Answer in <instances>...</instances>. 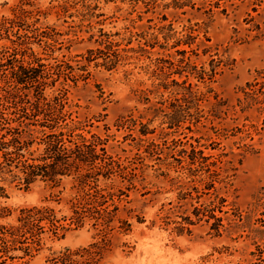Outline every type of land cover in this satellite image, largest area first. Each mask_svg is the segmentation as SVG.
<instances>
[{"label":"rangeland","instance_id":"obj_1","mask_svg":"<svg viewBox=\"0 0 264 264\" xmlns=\"http://www.w3.org/2000/svg\"><path fill=\"white\" fill-rule=\"evenodd\" d=\"M20 4L0 82L34 57L40 77L19 92L111 159L82 192L72 175L27 189L0 176V224L36 206L64 226L13 263L264 264V0H0V19ZM95 191L107 226L94 195L73 212Z\"/></svg>","mask_w":264,"mask_h":264},{"label":"trees","instance_id":"obj_2","mask_svg":"<svg viewBox=\"0 0 264 264\" xmlns=\"http://www.w3.org/2000/svg\"><path fill=\"white\" fill-rule=\"evenodd\" d=\"M22 5H17L13 11V17L0 19V39L3 37V31H7V27H13L15 20L26 14ZM213 5L218 6V1ZM13 34L16 37L19 33ZM10 41L14 40L10 39ZM181 44L191 46L192 43L181 41ZM25 56L28 55L21 53V57L15 59L17 63L11 65L8 85L0 82V176L3 180L23 184L27 189L38 177L58 184L63 177L72 175L78 192H82L85 185L89 184V178H97L96 172L108 166L111 158L106 155L103 148H101L103 155L97 153L96 144L87 142L82 134H74L75 125L64 124L57 129L52 115L42 111L43 103L38 100V97L35 102L24 98L19 92L20 87L40 77L38 61L34 57H28V59ZM2 65L0 58V71ZM184 76L183 84L187 82V75ZM198 80L204 82L205 77L202 75ZM46 107H48L47 104ZM40 115L42 121L38 118ZM44 119L49 122L46 120L45 123ZM29 124H37L47 130L31 128ZM33 142L41 144V147L38 146L32 150ZM89 195L91 197L94 195L93 202H98L100 205L97 209L99 217L96 216L98 217L96 219L104 222L106 226L109 225L110 220H107L106 216L111 211L106 210L107 196L100 191H95V194L86 193L77 196L76 200L72 201L73 212L85 211L84 205L89 200ZM76 204L78 208L75 209ZM111 204L112 210L117 208L115 203ZM103 205L105 208H102ZM52 216L50 208L32 206L20 209L15 225L0 224V264H23L13 263L14 259H20L21 256L11 252L22 249L24 255H31L40 239V233L50 229L52 233L57 234L59 228H64V226L60 227ZM66 256L67 253H64L53 264H67ZM7 260L11 262L7 263Z\"/></svg>","mask_w":264,"mask_h":264}]
</instances>
